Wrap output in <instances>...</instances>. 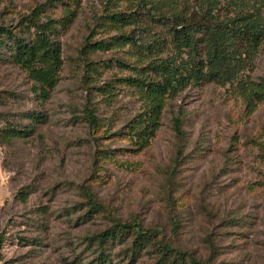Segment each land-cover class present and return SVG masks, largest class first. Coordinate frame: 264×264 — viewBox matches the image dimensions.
Masks as SVG:
<instances>
[{
  "label": "rangeland",
  "instance_id": "obj_1",
  "mask_svg": "<svg viewBox=\"0 0 264 264\" xmlns=\"http://www.w3.org/2000/svg\"><path fill=\"white\" fill-rule=\"evenodd\" d=\"M123 6L79 0L58 36L63 65L46 99L2 51L0 264H159L154 249L135 252L132 237L97 244L92 236L117 222L156 232L199 264H264V100L252 96L249 109L239 84H264V42L239 83L189 85L168 98L155 136L131 152L116 132L142 110L122 81L140 62L128 46L87 47L115 33L100 17ZM34 8L44 21L64 5L0 0V28L27 36L20 24ZM9 126L30 133L5 139Z\"/></svg>",
  "mask_w": 264,
  "mask_h": 264
},
{
  "label": "trees",
  "instance_id": "obj_2",
  "mask_svg": "<svg viewBox=\"0 0 264 264\" xmlns=\"http://www.w3.org/2000/svg\"><path fill=\"white\" fill-rule=\"evenodd\" d=\"M120 1L124 2L122 8L100 17L99 27L114 29L115 33L86 44L92 52L128 46L140 62L130 66L134 75L122 81L137 91L143 100L142 110L116 132L127 138L129 150L135 152L146 147L155 136L168 98L189 85L240 82L264 42V0ZM60 2L64 5L61 16L42 21L44 10L34 8L22 19L20 31L27 32V36H17L10 29L0 28V56L2 51H8L2 58L25 71L38 85L43 99L56 85L63 65L58 36L72 23L79 7V0ZM243 83L239 84L245 95L251 94L247 101L249 109L255 103L252 96L259 102L264 100V84ZM86 119L90 125L99 126L93 111L86 113ZM29 133V129L9 126L3 129L2 136L24 138ZM261 159L264 162V151ZM20 192L21 199H26L24 191ZM156 236V232L145 230L139 224L117 222L92 238L103 245L114 240L124 243L132 237V249L135 252L154 249L159 255V264L201 263ZM100 254L101 261H105L103 252Z\"/></svg>",
  "mask_w": 264,
  "mask_h": 264
}]
</instances>
